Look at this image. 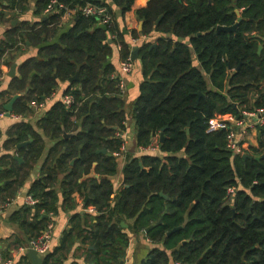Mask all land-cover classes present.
Listing matches in <instances>:
<instances>
[{
	"label": "trees",
	"instance_id": "1",
	"mask_svg": "<svg viewBox=\"0 0 264 264\" xmlns=\"http://www.w3.org/2000/svg\"><path fill=\"white\" fill-rule=\"evenodd\" d=\"M26 1L6 0L13 10L22 9ZM33 1L40 22L7 31L0 62L9 66L3 57L18 50L19 43L31 42L38 54L18 67L20 78L0 95L6 100L0 111L12 99L10 92L23 93L11 114L24 117L31 102L41 103L60 83L76 80L63 94L73 103L56 102L36 124L54 144L28 191L37 203L22 207L10 221L20 223L30 241L50 223L43 213L59 211V193L64 211L76 209L78 194L88 197L83 209L96 212L71 217V229L43 264H57L56 254L67 252L84 232L85 244L92 247L85 263L120 264L130 243L121 226L125 221L130 233L143 234L151 246L140 264H264V125L257 127V146L248 148L247 158L227 151L224 131L207 133L214 117H238L264 107V0H151L136 12L142 26L130 36L157 34L135 47L143 77L132 105L136 147L146 149L156 139L165 156H128L117 193L109 178L117 171L114 154L123 146L117 134L125 131L126 116L110 59L113 45L119 46L120 61L131 56L133 47L118 27L117 14L123 17L134 0H111L117 11L107 0H55L76 11L74 23L56 42L50 39L59 30L64 9L54 7L43 20L53 0ZM87 5L107 6L113 23L107 27L95 17L82 16L80 10ZM239 17L233 32L215 31L233 26ZM179 39H188V44ZM205 76L213 90L207 89ZM7 137L6 149L30 139L32 143L16 152L23 162L10 156L0 159L2 166L8 164L0 172V182H8L0 189L3 204L15 198L44 150L43 138L29 123L12 125ZM90 174L98 179L87 178ZM229 188L235 189L231 195ZM19 264H30L26 255Z\"/></svg>",
	"mask_w": 264,
	"mask_h": 264
},
{
	"label": "crops",
	"instance_id": "2",
	"mask_svg": "<svg viewBox=\"0 0 264 264\" xmlns=\"http://www.w3.org/2000/svg\"><path fill=\"white\" fill-rule=\"evenodd\" d=\"M151 0H134L131 9L127 11L123 17H119L120 15L117 14V22L118 27L120 31L126 32V41L133 47H138L140 45V41L136 42L135 39H133L130 36V32L133 30H136L137 32H140V21L137 18L136 12L139 9L145 8L147 4ZM108 4L111 6L110 2L111 0H107ZM33 0H27L26 4H24L22 9H11L8 7V3L6 0H0V49L2 46V42L5 39V33L9 31L10 29L14 28L15 26H21L22 24H27L29 26H33L36 23L40 22V16L35 15V6H34ZM107 11L109 12L112 23L114 21L113 16L111 15V12L107 6H104ZM114 11H117L116 8L111 6ZM47 7L43 12V20L46 19L47 15H50L51 13L55 12L56 9L54 8L52 11L47 12ZM59 10V9H57ZM64 14L60 20L59 24V30L56 33V35L50 39V42H56L58 35L61 33L67 31L72 24L75 21V10H64ZM241 13V11H240ZM157 37V34L153 35L152 37L149 36L147 41H152ZM171 37V36H167ZM179 42H183L184 44H188V39H179ZM19 49L14 50L16 52H11L10 54H5L3 57V60H5V63H7L9 66H4L0 62V70H1V76H0V95H3L7 92L8 87L11 83V81L14 78H20L18 67L27 59L35 58L38 54V48L34 45H32L31 42H26L25 45L22 43L18 44ZM193 57V64L195 67H197L200 70V64L197 62L195 54H192ZM111 64L115 68L114 78L120 79L125 84V91L123 96L124 100V110H125V131L123 132L124 138H121L123 141V151H121V154L119 157H115L117 161V171L115 176L109 178L110 181L113 184L114 192L117 193L120 191V189L123 187V175L122 171L124 168V165L126 163V159L128 156L132 157H138L139 155H142L143 153L139 152V149L136 147L135 151L132 152L131 148L134 145L135 142V125H134V119L132 117V110H133V102L138 97L140 93V85L143 81L142 77V71H141V65L139 58L134 62V68L131 74L124 75L121 73L120 68V59H119V46L113 45L112 46V57L110 59ZM17 65L15 70V76L14 78L9 77V71L10 67L12 65ZM76 80L75 78H71ZM206 82H207V89L213 90L212 84L210 82L209 76H205ZM73 80V82H74ZM69 81V80H68ZM72 82V83H73ZM69 82L60 83L55 90L54 94L50 97L45 99L41 103H35L31 102L29 107V112L24 117L22 116H14L10 113L9 116H6V111L3 109V112H5V115L0 117V159L4 156H10L12 159L18 160V162H23L21 158L18 157V154L16 153L18 150L24 148L26 149L27 146L32 143V140H28V145L26 147H22L20 149H17V145L15 149L9 147L8 149L4 148V142H6L9 138L7 137V132L9 131V128L16 124V123H29L32 125L33 129L37 131L38 134L41 135L44 141V150L39 158L35 163L32 164L31 170H29V176L27 177V180L22 188L19 189L17 195L13 200L10 202H7L3 204V192L0 191V253L2 255V258L7 260L12 259L14 260V264H19L20 258L22 255H15L16 252V245L19 241L26 242L29 235L26 234L24 229L21 227L20 223L18 222H11L10 217L13 213L19 211L22 209V207H29L25 204L24 198L28 196V191L31 187V185L39 179L40 176V169L44 162V158L47 155L48 149L54 144L53 141L48 139L44 136V134L38 130L36 127L37 122L43 115L48 111L56 102L62 101L61 99L65 96L64 91L72 84ZM11 95L14 97L15 93L10 92ZM23 95V93L17 94L18 97ZM6 100L3 98H0V104L4 103ZM8 104V103H7ZM5 104V105H7ZM14 105V104H13ZM13 108V107H12ZM1 112V111H0ZM12 112V111H11ZM230 116V115H229ZM250 141L252 143V146H257V136L256 132L253 133L250 137ZM158 141L155 139L153 141L152 146H154L153 151H147L144 153H154L159 156H165L163 155L158 147ZM24 143V142H23ZM21 144V143H20ZM179 157H184L183 153L177 154ZM7 163V161H5ZM8 164L1 165L0 164V172L3 171ZM88 177H94L98 179L97 175L90 174ZM85 177L82 178L84 180ZM60 180V179H59ZM8 182L2 181L0 182V189H3L5 185H7ZM56 187H59L58 185ZM58 192V188L56 189ZM75 202L77 203V207L74 211L67 210L64 211L62 208V197L59 193V211L55 215H45L43 213V217L50 220L49 224L53 225V236H54V242L53 247L51 251L46 255H50L54 253L55 249L60 246L61 240L63 239V236L66 235L69 230L71 229V223L70 219L75 214L80 215H90L94 216L96 215L95 210L92 208H88L85 210L83 209L82 203H85V198H80L78 194L74 195ZM37 201V200H36ZM88 201V199H87ZM124 224L126 227H123V229L129 234L130 237V243L128 248L126 249L125 258L123 261L120 262V264H140L141 260L147 255L149 249L151 248L149 242L145 239L143 234L134 235L130 233L128 225L129 221H125ZM85 232L83 233V236L81 238L75 239L74 243L70 247V249L62 252H58L56 256L54 257V261L57 262V264H88L86 262L87 252L89 250H92V247H90L88 244H85ZM18 241V242H17ZM25 244V243H24ZM14 252V253H13ZM12 256V257H11ZM45 257V256H44ZM40 257V258H44ZM30 262V261H29ZM31 264V263H30Z\"/></svg>",
	"mask_w": 264,
	"mask_h": 264
},
{
	"label": "built area",
	"instance_id": "3",
	"mask_svg": "<svg viewBox=\"0 0 264 264\" xmlns=\"http://www.w3.org/2000/svg\"><path fill=\"white\" fill-rule=\"evenodd\" d=\"M58 7L57 9L67 8L63 4L57 3L55 0L51 1L47 6V12H50ZM80 13L84 17H95L98 19L101 25L109 27L112 24V18L104 6H92L87 5L86 7L80 10ZM148 37L143 36L138 39H135L136 42H143L147 40ZM121 73L124 75H129L132 73L134 68V62L131 61L129 57L126 60L121 61L120 63ZM118 89L121 95L124 94L125 84L122 80L118 79ZM62 103L66 106H70L73 103V98L71 96H64ZM5 112H0V117L4 116ZM264 125V107L257 108L253 111H242L238 117L232 115L227 117H214L208 121L207 133H215L218 131H224L226 133V149L233 156H243L249 147L252 146L250 141L251 135L256 132L258 126ZM117 137L124 138L123 133H118ZM154 146H150L146 149H139L140 153L147 151H153ZM123 151V146L120 150V153L114 154L115 157H119ZM235 192L234 188H229L227 193L231 195ZM24 202L28 206H34L37 201L31 196H26ZM54 242L53 236V225L49 224L45 230H43L37 237L26 241L25 245L18 246L16 248L15 255H26L29 250H33L39 257L46 256L52 249ZM12 257V256H11ZM0 264H14L12 259H3L0 253Z\"/></svg>",
	"mask_w": 264,
	"mask_h": 264
},
{
	"label": "water",
	"instance_id": "4",
	"mask_svg": "<svg viewBox=\"0 0 264 264\" xmlns=\"http://www.w3.org/2000/svg\"><path fill=\"white\" fill-rule=\"evenodd\" d=\"M208 3L210 4V0H208ZM235 13L238 15V16H240V12L239 11H235ZM241 21V18L239 17V19L237 20V23H235L233 26H231V27H222V26H218L216 29H215V31L216 32H220V31H222V32H233L235 29H236V27H237V25H238V23ZM141 26H142V22H140V30H141ZM212 30V29H211ZM204 33H199L198 34V36L199 35H203ZM153 47H154V45H153ZM261 50V47H259V51ZM130 58H131V61H133V62H135L136 60H137V58H138V49H136V48H134L133 49V51H132V53H131V56H130ZM16 67H17V65H12L11 67H10V71H9V74H8V76L9 77H12V78H14V76H15V70H16ZM73 80L74 79H69V83H72L73 82ZM199 96H201L200 94H199ZM18 99V96L17 95H15L9 102H8V104L7 105H4V107H3V109L6 111V116H9L10 115V113H11V111H12V107H13V104L15 103V101ZM69 136H71V135H67V134H64V137L65 138H68ZM159 142L160 143H162L163 142V135H160L159 136ZM28 145V142H24V143H21V144H18L17 145V149H20V148H22V147H26ZM100 152V151H99ZM101 153H104V154H106V151L105 150H103V151H101ZM248 157V155L246 154V155H243V158H247ZM259 158H255V160H258ZM19 160V159H18ZM161 195V197H163L164 199H168L167 198V196L166 195H164V194H160ZM87 199H88V197L87 196H85V201H87ZM46 218V217H45ZM160 222H158V224H159ZM121 226L122 227H126V225L124 224V223H122L121 224ZM151 228V227H150ZM148 230H149V228L148 229H146L145 230V233L146 232H148ZM26 256H27V258H28V260L30 261V263L31 264H43V258H40L33 250H29L28 252H27V254H26Z\"/></svg>",
	"mask_w": 264,
	"mask_h": 264
},
{
	"label": "rangeland",
	"instance_id": "5",
	"mask_svg": "<svg viewBox=\"0 0 264 264\" xmlns=\"http://www.w3.org/2000/svg\"><path fill=\"white\" fill-rule=\"evenodd\" d=\"M12 98H13V97H12ZM135 149H136V144L134 143V145H133L132 148H131V151L134 152Z\"/></svg>",
	"mask_w": 264,
	"mask_h": 264
}]
</instances>
